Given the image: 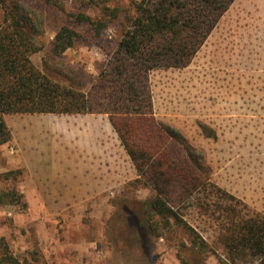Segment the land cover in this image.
I'll return each mask as SVG.
<instances>
[{
    "label": "rangeland",
    "instance_id": "374dc122",
    "mask_svg": "<svg viewBox=\"0 0 264 264\" xmlns=\"http://www.w3.org/2000/svg\"><path fill=\"white\" fill-rule=\"evenodd\" d=\"M19 1L44 27L42 49L30 55L33 64L54 81L85 92L110 62L139 0H60L63 10L44 0ZM67 12H83L107 25L99 38L90 26L78 25L85 37L55 56L50 42L68 21ZM148 81L157 120L178 130L189 145L185 150L203 156L218 186L264 215V0H233L187 66L154 69ZM65 114L1 115L8 140L0 143V191L14 188L21 198L0 204V257L6 245L21 264H194L179 249L190 238L173 220L158 226L161 236L144 231L143 248L128 237L119 213L124 205L153 198L155 191L138 176L112 126L105 132L109 142L100 143V151L111 154L110 174L99 179L30 173L16 162L21 152H64ZM88 114L84 117L101 119V131L102 121L110 124L105 113ZM202 124L214 136H206ZM16 169L21 171L16 176L3 175ZM82 185L93 190H76ZM215 217L185 215L208 242L197 258L203 264L227 263Z\"/></svg>",
    "mask_w": 264,
    "mask_h": 264
},
{
    "label": "trees",
    "instance_id": "16d2710c",
    "mask_svg": "<svg viewBox=\"0 0 264 264\" xmlns=\"http://www.w3.org/2000/svg\"><path fill=\"white\" fill-rule=\"evenodd\" d=\"M232 1L139 0L110 62L84 92L54 81L33 64L30 55L43 47L42 19L19 0H0V143L8 140L3 113H105L138 176L155 191L153 198L124 205L119 213L130 239L143 248L144 231L161 236L158 226L168 227L173 220L190 238V244L181 242L179 249L194 264H203L197 258L209 249L208 242L185 215L214 218L217 213V239L227 263L264 264V215L218 186L203 156L185 150L189 145L178 130L157 120L148 81L154 69L187 66ZM44 2L64 9L60 0ZM67 16L50 42L55 56L85 37L78 25L90 26L97 38L107 25L83 12ZM201 129L214 136L206 125ZM20 172L3 175L9 178ZM20 198L14 188L0 191V204L18 203ZM4 250L0 263L21 264L6 245Z\"/></svg>",
    "mask_w": 264,
    "mask_h": 264
},
{
    "label": "crops",
    "instance_id": "0c3cea01",
    "mask_svg": "<svg viewBox=\"0 0 264 264\" xmlns=\"http://www.w3.org/2000/svg\"><path fill=\"white\" fill-rule=\"evenodd\" d=\"M65 115L67 116L66 127L62 128V133L64 129L67 131L62 135L65 141V145L62 146L64 152L59 155L56 153L30 155L21 152L15 159L16 162L25 168L28 167L30 173L75 174L79 176V180H83L84 175H98L97 179H99V175L105 173L109 175L111 154L107 152L105 155L101 152L100 143L101 138L103 141L107 138L109 142L110 136L105 132L111 128L110 121L108 120L109 125L102 121L104 131H101V119L84 117L89 116L88 113ZM77 116L82 117L80 119ZM91 188H93L92 185H82L78 186L76 190H93ZM44 203L48 204V201Z\"/></svg>",
    "mask_w": 264,
    "mask_h": 264
}]
</instances>
